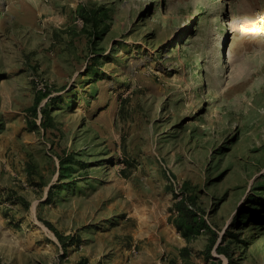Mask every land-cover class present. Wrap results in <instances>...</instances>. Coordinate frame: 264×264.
Segmentation results:
<instances>
[{
    "label": "rangeland",
    "instance_id": "rangeland-1",
    "mask_svg": "<svg viewBox=\"0 0 264 264\" xmlns=\"http://www.w3.org/2000/svg\"><path fill=\"white\" fill-rule=\"evenodd\" d=\"M0 264H264V0H0Z\"/></svg>",
    "mask_w": 264,
    "mask_h": 264
},
{
    "label": "trees",
    "instance_id": "trees-1",
    "mask_svg": "<svg viewBox=\"0 0 264 264\" xmlns=\"http://www.w3.org/2000/svg\"><path fill=\"white\" fill-rule=\"evenodd\" d=\"M89 17H88V19H89ZM86 20H87V18H86ZM176 205H177V209L179 212V218L185 217V222L183 223L178 218L179 220L177 219L175 221V224H176L177 228L181 231L182 235L185 238H187L188 240H190L194 235L198 234V232L201 230L202 227H204V226L201 227L200 226L201 224L206 225V221L202 218L200 219V221H198L195 218L196 214L193 212V209L188 204V198L179 200L176 203ZM49 225H51V224H49ZM184 249H187V247H185Z\"/></svg>",
    "mask_w": 264,
    "mask_h": 264
},
{
    "label": "bare ground",
    "instance_id": "bare-ground-1",
    "mask_svg": "<svg viewBox=\"0 0 264 264\" xmlns=\"http://www.w3.org/2000/svg\"><path fill=\"white\" fill-rule=\"evenodd\" d=\"M236 4H238L236 8L240 9L239 16L236 19V22L241 23L236 28V31L239 36L245 37L254 31L255 24L253 20L248 16V14L244 10H242V3L238 1L236 2ZM198 12H199V6L196 7V11L194 12L193 17L197 16Z\"/></svg>",
    "mask_w": 264,
    "mask_h": 264
}]
</instances>
